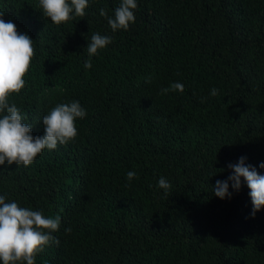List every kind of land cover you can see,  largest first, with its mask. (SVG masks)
Masks as SVG:
<instances>
[{"label": "trees", "instance_id": "obj_1", "mask_svg": "<svg viewBox=\"0 0 264 264\" xmlns=\"http://www.w3.org/2000/svg\"><path fill=\"white\" fill-rule=\"evenodd\" d=\"M136 2L135 23L113 33L100 10L114 17L121 0H89L59 26L39 0H0L34 41L26 87L10 97L32 135L57 104L87 112L74 141L0 166V196L61 217L59 246L36 264H264V209L253 218L246 183L231 199L213 192L241 157L264 175V0ZM95 33L112 43L87 69ZM176 82L183 93L161 95Z\"/></svg>", "mask_w": 264, "mask_h": 264}, {"label": "clouds", "instance_id": "obj_2", "mask_svg": "<svg viewBox=\"0 0 264 264\" xmlns=\"http://www.w3.org/2000/svg\"><path fill=\"white\" fill-rule=\"evenodd\" d=\"M43 16L55 25L67 24L73 16H85L89 0H39ZM137 9L136 0H121L115 9L114 17H109L105 9L100 15L107 19L113 33L118 30H128L130 24L135 23L134 10ZM5 13L0 11V166L8 165L30 166L45 149L55 150L58 145H66L78 136L77 119H84L86 110L79 101L57 104L42 118L44 134L34 137L32 127L23 121L20 110L10 97L18 96L26 87L32 61L35 57L33 39L27 34H21L17 26L4 20ZM112 43L110 36L99 33L91 34L86 48L88 60L84 67L92 68L91 57L97 56L100 50L106 49ZM150 82V80H149ZM184 85L176 82L169 88L161 90V95L169 92H184ZM213 97L218 90H211ZM203 102V101H202ZM264 169V163L259 165ZM231 171L227 180L217 181L213 187L216 197L221 200L231 199L232 192H239L242 182L250 190L249 195L253 204L252 216L264 209V175L257 169L246 164V158L241 157L237 163H229ZM138 178L133 171L127 173L128 181ZM158 185L165 195L171 188L170 183L163 177ZM61 217H46L42 211L21 207L17 202H6L0 196V261L3 264H36V256L42 253L50 243L59 246L60 241L51 233L60 228ZM66 233L71 228L65 229Z\"/></svg>", "mask_w": 264, "mask_h": 264}]
</instances>
